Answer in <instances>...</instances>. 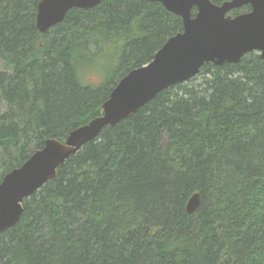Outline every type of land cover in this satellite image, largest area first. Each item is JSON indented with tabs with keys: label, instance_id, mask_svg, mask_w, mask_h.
Instances as JSON below:
<instances>
[{
	"label": "trees",
	"instance_id": "1",
	"mask_svg": "<svg viewBox=\"0 0 264 264\" xmlns=\"http://www.w3.org/2000/svg\"><path fill=\"white\" fill-rule=\"evenodd\" d=\"M40 1L0 0V182L47 139L99 116L118 82L183 31L160 2L103 0L41 33ZM118 45L109 77L83 85L79 63ZM260 57L206 64L199 81L105 127L24 200L20 221L0 232V264H264Z\"/></svg>",
	"mask_w": 264,
	"mask_h": 264
},
{
	"label": "water",
	"instance_id": "2",
	"mask_svg": "<svg viewBox=\"0 0 264 264\" xmlns=\"http://www.w3.org/2000/svg\"><path fill=\"white\" fill-rule=\"evenodd\" d=\"M103 0H41L37 27L45 33L61 23L74 8H93ZM160 2L180 16L183 31L170 37L153 60L131 70L113 89L102 113L72 130L64 141L47 139L20 167L0 182V232L21 219L23 202L48 181L67 159L95 140L107 126H114L149 103L157 94L196 76L206 64L238 63L247 53L257 51L264 60V0H144ZM250 5L251 10L233 16L230 11ZM196 13L193 15V10ZM201 203L195 193L187 203L193 213Z\"/></svg>",
	"mask_w": 264,
	"mask_h": 264
},
{
	"label": "rangeland",
	"instance_id": "3",
	"mask_svg": "<svg viewBox=\"0 0 264 264\" xmlns=\"http://www.w3.org/2000/svg\"><path fill=\"white\" fill-rule=\"evenodd\" d=\"M121 51V45L106 48L105 54L103 55L102 53L100 58L79 63L78 71L81 83L83 85L92 86H98L103 83L117 65ZM4 69V64L0 61V71ZM196 79V81H199L202 78L197 77ZM188 81H190V79Z\"/></svg>",
	"mask_w": 264,
	"mask_h": 264
}]
</instances>
